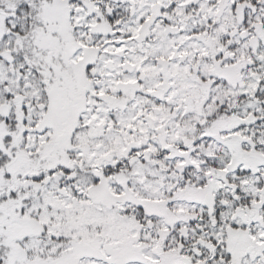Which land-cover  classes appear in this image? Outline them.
<instances>
[{"label": "snow or ice", "instance_id": "1", "mask_svg": "<svg viewBox=\"0 0 264 264\" xmlns=\"http://www.w3.org/2000/svg\"><path fill=\"white\" fill-rule=\"evenodd\" d=\"M0 264H264V0H0Z\"/></svg>", "mask_w": 264, "mask_h": 264}]
</instances>
